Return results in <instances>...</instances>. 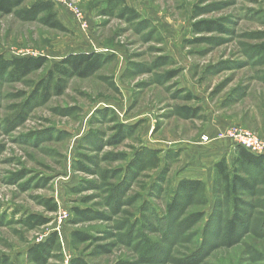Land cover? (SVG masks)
Returning <instances> with one entry per match:
<instances>
[{
    "label": "rangeland",
    "instance_id": "1",
    "mask_svg": "<svg viewBox=\"0 0 264 264\" xmlns=\"http://www.w3.org/2000/svg\"><path fill=\"white\" fill-rule=\"evenodd\" d=\"M52 1L67 31L0 13V57L48 58L23 76L0 73V264H264V178L240 193L250 217L229 241L212 163L231 164L232 152L205 151L221 124L264 139V0ZM200 20L222 29L196 31ZM78 52L104 62L43 94L46 71ZM193 159L203 187L169 214L178 181L196 178L186 170ZM58 207L69 218L34 261L30 248L56 232ZM29 214L49 221L28 225Z\"/></svg>",
    "mask_w": 264,
    "mask_h": 264
},
{
    "label": "trees",
    "instance_id": "2",
    "mask_svg": "<svg viewBox=\"0 0 264 264\" xmlns=\"http://www.w3.org/2000/svg\"><path fill=\"white\" fill-rule=\"evenodd\" d=\"M25 1L27 0H0V13H16L21 19H37L48 27L67 31L65 25L58 18L57 10L52 0H33L30 4L24 5ZM193 27L196 31L222 29L221 23L213 20L197 21L193 23ZM47 62L48 58L44 56L12 57L11 59L0 57V73L7 72L10 75L23 76L34 69L41 68ZM102 62H104L103 56L94 52L70 53L54 62L52 67L46 71L45 77L40 82L41 91L43 90V94L48 95L52 83L55 84L57 91H61L63 87L59 86L58 82H63L65 78L71 75L79 77L88 76L98 69ZM169 75L172 77L174 71H171ZM230 163L225 156L213 163L218 181H221L223 184L224 197L229 204L228 217L224 219L225 236L229 241L233 240L238 224L244 222L243 216L250 217V213L240 207L241 204H246L241 199L240 193L242 191L247 193L254 192V188L264 178V153H253L240 145H236L232 149ZM202 187L203 182L201 179L181 178L177 184V191L167 204L166 209L168 213L172 214L178 209V198L192 197V194ZM56 208L55 203H50L47 211L55 212ZM73 211L75 214L84 213L76 207L73 208ZM24 220L28 225L42 226L48 223L49 217L39 214H29ZM71 235L72 238L81 242L90 239L89 236L82 235L78 231H72ZM57 241V232L52 231L44 241L32 245L30 248L31 258L34 261H44L47 253ZM69 264L91 263L82 257H72Z\"/></svg>",
    "mask_w": 264,
    "mask_h": 264
},
{
    "label": "built area",
    "instance_id": "3",
    "mask_svg": "<svg viewBox=\"0 0 264 264\" xmlns=\"http://www.w3.org/2000/svg\"><path fill=\"white\" fill-rule=\"evenodd\" d=\"M66 5L70 8L73 16L77 24L85 29L86 24L82 19L81 12L74 6L66 3ZM222 138L229 139L232 143L236 145H240L246 150L253 153H264V139H261L255 133L249 131L248 129L243 128L242 126H230L227 130L221 133ZM69 218V211L66 208L58 207L56 212V216L54 218L55 226L54 230L61 236V227L64 221Z\"/></svg>",
    "mask_w": 264,
    "mask_h": 264
},
{
    "label": "crops",
    "instance_id": "4",
    "mask_svg": "<svg viewBox=\"0 0 264 264\" xmlns=\"http://www.w3.org/2000/svg\"><path fill=\"white\" fill-rule=\"evenodd\" d=\"M218 126H220V125H218ZM230 126H232V125H222L221 124V126H220V128H222V130H226L228 127H230ZM244 128V127H243ZM223 132V131H222ZM263 139V138H262ZM210 143H214V145L213 146H206V148H205V151H208L207 153H206V157H207V155L209 154H214L215 152V150L216 151H219L220 153L222 152V153H224V152H226V151H230V153L232 152V148H233V145H232V142L229 140V139H227V138H221V139H219V140H217L216 142L214 141H212V142H210ZM207 144H209V143H207ZM215 146H219V147H221V148H219V149H212V148H214ZM205 147V146H204ZM219 153L217 152V154L216 155H218ZM225 154V153H224ZM193 155H194V152H191V154H189L188 156H190V158H193ZM217 157V156H216ZM215 157V158H216ZM214 158V161H213V163L215 162V159ZM200 162L201 161H197V159H193V160H190V163L187 165V167H186V170L188 171L187 173H189V175L190 176H196V178H198L200 175H201V173H202V170H203V167L201 166V164H200ZM212 163V164H213Z\"/></svg>",
    "mask_w": 264,
    "mask_h": 264
}]
</instances>
